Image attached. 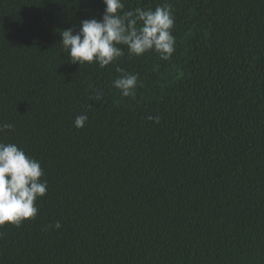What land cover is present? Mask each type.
Listing matches in <instances>:
<instances>
[{
	"label": "trees",
	"instance_id": "obj_1",
	"mask_svg": "<svg viewBox=\"0 0 264 264\" xmlns=\"http://www.w3.org/2000/svg\"><path fill=\"white\" fill-rule=\"evenodd\" d=\"M167 3L171 59L125 49L102 69L60 45L102 0H0V142L48 183L35 219L0 228V264H264V0Z\"/></svg>",
	"mask_w": 264,
	"mask_h": 264
},
{
	"label": "clouds",
	"instance_id": "obj_2",
	"mask_svg": "<svg viewBox=\"0 0 264 264\" xmlns=\"http://www.w3.org/2000/svg\"><path fill=\"white\" fill-rule=\"evenodd\" d=\"M105 5L100 19L81 21L78 31L72 28L60 32V45L72 64H96L106 68L114 64L127 50L129 57L139 58L154 52L162 61H169L176 50V39L172 34L174 17L167 0L155 9L137 7L125 10L124 0H102ZM119 75L112 86L122 97L135 98L138 76L117 68ZM99 101L102 93L93 97ZM150 121L160 123V117L149 116ZM88 116L78 115L74 121L76 129H83ZM9 123L0 124V134L12 131ZM44 171L38 160L28 156L14 143L0 142V228L35 219L39 209L37 199L46 195L48 183L42 179ZM50 228L59 230L57 221Z\"/></svg>",
	"mask_w": 264,
	"mask_h": 264
}]
</instances>
